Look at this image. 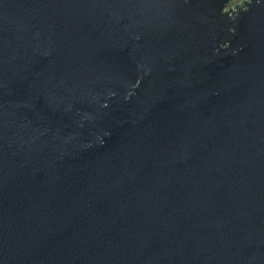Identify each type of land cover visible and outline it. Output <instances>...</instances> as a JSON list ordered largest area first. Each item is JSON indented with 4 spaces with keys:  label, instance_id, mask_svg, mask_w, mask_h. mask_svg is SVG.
Segmentation results:
<instances>
[{
    "label": "water",
    "instance_id": "obj_1",
    "mask_svg": "<svg viewBox=\"0 0 264 264\" xmlns=\"http://www.w3.org/2000/svg\"><path fill=\"white\" fill-rule=\"evenodd\" d=\"M0 264H264V0H0Z\"/></svg>",
    "mask_w": 264,
    "mask_h": 264
}]
</instances>
